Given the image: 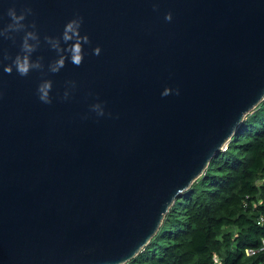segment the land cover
Listing matches in <instances>:
<instances>
[{"label":"water","instance_id":"obj_1","mask_svg":"<svg viewBox=\"0 0 264 264\" xmlns=\"http://www.w3.org/2000/svg\"><path fill=\"white\" fill-rule=\"evenodd\" d=\"M12 5L41 67L0 36V264L128 262L264 99V0H0V29Z\"/></svg>","mask_w":264,"mask_h":264},{"label":"trees","instance_id":"obj_2","mask_svg":"<svg viewBox=\"0 0 264 264\" xmlns=\"http://www.w3.org/2000/svg\"><path fill=\"white\" fill-rule=\"evenodd\" d=\"M264 99L123 264H264ZM256 250L252 255L246 249Z\"/></svg>","mask_w":264,"mask_h":264},{"label":"clouds","instance_id":"obj_3","mask_svg":"<svg viewBox=\"0 0 264 264\" xmlns=\"http://www.w3.org/2000/svg\"><path fill=\"white\" fill-rule=\"evenodd\" d=\"M156 7L157 5L154 4L153 8L155 9ZM31 12H32L31 8L25 7V8H21L18 13L15 5L9 6L6 10V14L10 18V22L6 24V26L3 29H0V36H5L8 33H17V32L24 33V36L22 38L23 39L22 54L17 55L15 59L13 60V64L15 65L16 71L22 76L27 75L30 69L41 67V65L38 62H31L30 60L31 53L35 50V48L38 45L37 35L32 31H28L27 26L24 23L26 16L31 15ZM171 18H172V13L166 12L164 15V19L171 20ZM80 23L81 21L74 20V21L69 22L66 25V31L64 35L65 40L71 39L72 36L78 34ZM29 41H36V43H29ZM83 42L84 44L89 43L87 38H85ZM74 51L76 54L73 56V62L76 64H79L82 59L81 55H79V45L75 47ZM93 51H94V54L99 55L100 53L99 45H97ZM5 59H8L7 55L5 56ZM57 64L59 66H62L63 61L59 60L57 61ZM5 70L8 72H11L12 67L8 66L6 67ZM51 70L57 71L58 67H53ZM70 84H72L73 87L75 86L74 81L70 82ZM50 88H51V83L49 81H45L44 83L38 86V90H37L38 96H39V99L43 103H46V104L51 103V99L49 97ZM170 91H174L177 95L179 94V89L177 88V89H171L169 91H164L161 93V95L162 96L168 95ZM68 97H69V91L66 89L63 94L62 99H67ZM90 109L93 110L97 116L105 115L102 102H96V103L91 104Z\"/></svg>","mask_w":264,"mask_h":264},{"label":"built area","instance_id":"obj_4","mask_svg":"<svg viewBox=\"0 0 264 264\" xmlns=\"http://www.w3.org/2000/svg\"><path fill=\"white\" fill-rule=\"evenodd\" d=\"M262 248H264V239H262ZM256 252V250H253L251 248L246 249V253L248 255H252ZM214 264H221L220 260L217 257H214Z\"/></svg>","mask_w":264,"mask_h":264}]
</instances>
